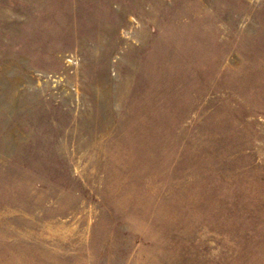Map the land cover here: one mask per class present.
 <instances>
[{
    "label": "rangeland",
    "instance_id": "1",
    "mask_svg": "<svg viewBox=\"0 0 264 264\" xmlns=\"http://www.w3.org/2000/svg\"><path fill=\"white\" fill-rule=\"evenodd\" d=\"M0 264H264V0H0Z\"/></svg>",
    "mask_w": 264,
    "mask_h": 264
}]
</instances>
